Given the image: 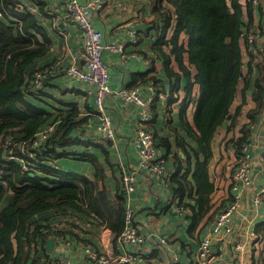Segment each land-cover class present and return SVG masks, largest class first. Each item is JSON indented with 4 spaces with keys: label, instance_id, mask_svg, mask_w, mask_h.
<instances>
[{
    "label": "trees",
    "instance_id": "16d2710c",
    "mask_svg": "<svg viewBox=\"0 0 264 264\" xmlns=\"http://www.w3.org/2000/svg\"><path fill=\"white\" fill-rule=\"evenodd\" d=\"M147 3L152 16L149 29L155 33L149 48L156 50V59L161 61L169 81L164 82L155 74L148 79L153 80L156 92H162L168 104L176 99L180 89L178 80L184 78L180 124L189 139L177 134L175 143L182 147L184 161L190 162L191 156L196 158L189 179L187 172L169 176L170 171L166 169L165 181L179 196L195 186L194 204L202 208L213 189L212 182L206 179V163L211 157L214 131L227 119L239 91L243 95L230 117L231 123L246 102L244 90L248 81H240L242 6L240 0H147ZM0 10V264H46L45 240L55 235L58 223L65 224L62 234L79 237L80 232L87 231L83 224L93 218L98 225L109 228L116 240L124 223V193L121 185L114 195L109 194L105 162L87 149L92 138L88 141L81 138L85 117L77 116L76 105L72 103L63 114L62 109L48 111L25 99L27 93L39 98L42 88L48 84L46 79L51 76L36 86L31 84L30 76L39 68L26 71V66L47 50L34 36L35 31H41V26L35 14L17 0L0 1ZM11 16L20 18V23H15ZM184 32L186 39L181 36ZM260 52L261 60L249 92L255 106L246 112L250 122L241 125V135L235 139L237 152L239 143L242 146L248 143L250 125L264 109L263 46ZM150 60L149 71H153L155 58ZM254 67L256 72V64ZM189 103L195 106L191 122L186 110ZM51 123L53 129L35 144L37 131ZM153 140L164 160L180 161L176 153L170 152L167 136L153 134ZM78 145L85 149L78 150ZM102 151L108 153L105 148ZM199 152L203 160L198 159ZM62 158L89 162L94 168L92 175L59 167L56 162ZM178 204L183 203L180 200ZM184 206L194 208L189 203ZM202 214L187 216L196 225ZM78 216L86 220L75 223L72 217ZM70 225H78L80 231L73 232ZM257 259L253 255L252 262Z\"/></svg>",
    "mask_w": 264,
    "mask_h": 264
},
{
    "label": "crops",
    "instance_id": "0c3cea01",
    "mask_svg": "<svg viewBox=\"0 0 264 264\" xmlns=\"http://www.w3.org/2000/svg\"><path fill=\"white\" fill-rule=\"evenodd\" d=\"M20 1L28 5L36 4L35 10L21 6L35 14L41 26V31H35V39L47 48L43 54L35 58V61L32 62L35 63L32 68H41L53 62H57L64 67L74 56L80 67L85 68V62L81 56L83 50L81 30L72 23H63L66 0ZM116 2L120 4L115 5ZM12 18L13 16H11ZM151 20L152 16L147 0H114V2L111 0L92 17L93 26L102 31L104 40L121 44L120 50L104 49L102 51V58L108 66L109 84L112 90L134 86L146 97L152 92L157 93L153 80L148 79L152 74L168 83L169 79L165 76L161 61L156 59V50L151 51L149 48V43L155 39L154 31L151 28L149 29ZM15 23L19 24L20 18ZM133 33H137V36H139L136 42L131 40ZM181 36L186 39L185 32ZM260 43V47H264V36L260 39ZM259 53L261 54L260 49ZM144 55L149 56V58ZM151 57L155 58L153 71H149ZM241 60L244 64L249 62L245 56L242 57V51ZM260 60L261 57L255 63L256 72L249 69L250 73L245 77L242 74L246 72V69L243 67L244 64H241L240 81L245 79L248 81V85L244 90L246 102L241 113L231 123L230 117L243 95V92L239 91L231 106L229 117L227 115V119L218 125L214 131L211 141V157L206 163V179L212 182L213 189L208 196V201L202 208L194 204L195 186L189 192L185 189L184 193L179 196L175 194L173 186L166 183L167 173L162 176H149L144 170L136 168L134 124L139 115L137 105L125 104L119 95L107 94L104 105L114 130V138L109 144L103 145L93 142V139L99 133L96 130L97 116L94 110V87L92 84L75 80L64 71H58L61 70L59 68L53 70L50 73L51 76H49L50 74L49 77L46 76L48 77L46 80L49 81L42 88L43 93L40 94L39 98L27 93L25 99L48 111L62 109L63 114L68 112L67 110L72 106V103L76 105L78 109L77 116L85 117V121L81 125V128L83 127L81 138L87 141L92 138V143L87 146V149L99 160L105 162V183L110 195H114V191H117L121 186L119 175L121 165L135 170L136 181L134 189L130 193V204L134 208L133 225L144 235L142 242L143 259L140 264H191L195 257L199 238L207 230H210L217 212L232 202L236 195L239 198L240 206L238 212L234 215L235 235L238 231L243 233L245 230L253 228L259 233L263 231L264 202L257 212L252 206L251 197L258 190L260 184L264 182V109L257 113L255 121L250 125L248 143L243 146L242 142L239 143L238 152L234 147L235 139L241 135V125L250 122L246 112L255 106L249 92L253 87V79L257 74ZM178 81L180 89L173 102H169L168 105L164 102L165 98H155L153 100V116L147 125L153 134L167 136L170 142V152H174L179 156L180 161H177L176 158L165 160L166 169L170 171L169 176L170 174L180 176L187 172V179H189L191 172L194 171L196 158L191 156L190 162L184 161L183 149L175 143L177 134L189 139L184 126L180 124V121H183L180 115V109L183 105L181 106L180 103L185 95L182 90L185 80L182 77ZM149 83L153 84V90L148 88ZM248 104L247 109H249L244 111ZM194 109L195 106L192 103L186 106L187 118L190 122L192 121ZM52 123L55 125L54 122ZM190 142L196 148L194 142ZM244 146L245 153L248 152L251 160L250 182L247 185H243L234 177V170L241 158L238 153L243 150ZM77 148L78 150L85 149L81 145H78ZM102 148H105L108 153L104 154ZM203 158V154L199 152L198 159L203 160ZM56 163L67 171L75 170L87 176H91L94 169L89 162L78 159L62 158ZM178 179L183 182L180 178ZM180 200L183 204H178ZM185 203L194 205V208L188 209L184 206ZM198 212L203 214L200 222L194 225L193 220L187 214ZM78 217H72L75 223L86 220L81 216ZM83 225L87 231L80 232L79 237L69 233L63 234L60 241L56 240L54 242L53 249L48 254L62 252L76 262L89 264L82 253L84 246L88 245L100 252L111 255H117L128 250L129 246L122 245L117 238L114 240L112 231L107 227H102L101 224L98 225L93 218H90V223L85 222ZM198 231L199 233H197ZM160 237L165 238V242H162ZM224 238L223 240H216L217 243H222L223 247L221 254L218 250L212 252L210 264H231L233 260V240L230 242L227 236H224ZM253 251L254 249L251 253ZM255 264L263 263L256 260Z\"/></svg>",
    "mask_w": 264,
    "mask_h": 264
},
{
    "label": "built area",
    "instance_id": "2783aa9c",
    "mask_svg": "<svg viewBox=\"0 0 264 264\" xmlns=\"http://www.w3.org/2000/svg\"><path fill=\"white\" fill-rule=\"evenodd\" d=\"M111 0H66L65 1V15L63 23L69 22L74 24L81 30L82 34V53L81 56L85 62V68H81L74 56L70 62L64 67L57 62L47 64L39 69H36L31 74V84L39 85L43 79L48 76L53 70L61 69L71 78L87 82L94 87V103L95 115L97 116L96 130L98 136L93 139V142L100 144H109L114 138V130L110 124V117L105 111V97L112 93L119 95L125 104H135L139 107L138 117L134 124L135 134V148H136V168L144 170L149 176H162L166 171L165 160L158 154L157 148L153 140V133L148 127V122L152 119V103L155 98L164 99L162 92L150 93L144 97L137 87L121 88L112 90L109 84V70L106 62L102 58V51L104 49L115 50L121 49V44H115L103 39L101 30L96 29L92 23V17L102 10L104 6ZM116 1V0H115ZM114 2V0H113ZM20 5L27 9L35 10L36 4H23L18 0ZM116 2L115 5H119ZM243 10V26L240 31V46L242 57H246L248 63H242L246 72L244 76L248 75L249 69L254 70V64L260 57L259 49L261 46L260 39L264 36V0H240ZM261 8V9H260ZM262 10V11H261ZM0 16L2 12L0 10ZM15 22L18 17L12 18ZM137 33H133L131 40L136 42L138 40ZM150 65L151 62L149 61ZM148 88L153 90V84L149 83ZM54 125L46 124L43 128L37 131V138L34 143L38 144L41 139H44L47 134L53 129ZM246 145V144H245ZM6 146V145H5ZM21 148V144L19 145ZM12 158V154L8 155ZM241 158L237 167L234 170V177L243 185L250 182L249 173L251 170V160L248 152L245 153V146L241 151ZM26 168V167H25ZM120 180L123 190V197L125 201L124 206V227L117 236L118 242L122 245L129 246L127 251L117 255H111L100 252L99 250L84 246L82 253L85 260L89 264H140L143 259L142 242L144 235H142L133 225L132 217L134 208L130 204V193L134 189L136 181V174L134 169H130L121 165ZM264 202V182L260 184L258 190L252 195V206L257 210ZM240 206L239 198L236 195L232 202L217 212L214 223L210 230H207L203 236L199 238L198 246L195 251V257L191 264H210L212 252L218 250L221 254L222 243H217L216 240L225 239L227 236L230 242L233 240V260L231 264H254L252 261L254 252L260 251L258 243L261 241V234L253 229L245 230L243 233L239 231L235 235L233 221L234 215L238 212ZM254 218V217H253ZM78 226V225H77ZM75 225H70L73 232L80 230ZM65 228L64 223H58L54 240L60 241L63 237L61 233ZM61 231V232H60ZM159 237V236H158ZM162 242L165 238L160 237ZM258 248H257V247ZM252 249H254L253 253ZM264 260L263 257H258L257 260ZM264 262V261H263ZM47 264H83L76 262L68 255L59 252L56 254H48L46 259Z\"/></svg>",
    "mask_w": 264,
    "mask_h": 264
},
{
    "label": "water",
    "instance_id": "95a60500",
    "mask_svg": "<svg viewBox=\"0 0 264 264\" xmlns=\"http://www.w3.org/2000/svg\"><path fill=\"white\" fill-rule=\"evenodd\" d=\"M35 63H31L29 64L27 67H26V70H30L33 66H34ZM228 117H229V114H228ZM160 153V152H158ZM54 238L53 237H48L46 240H45V248L47 250V252H51V250L53 249V246H54ZM119 244V243H118ZM120 245V244H119ZM121 246V245H120Z\"/></svg>",
    "mask_w": 264,
    "mask_h": 264
},
{
    "label": "rangeland",
    "instance_id": "374dc122",
    "mask_svg": "<svg viewBox=\"0 0 264 264\" xmlns=\"http://www.w3.org/2000/svg\"><path fill=\"white\" fill-rule=\"evenodd\" d=\"M249 106V104L245 107L244 111H247V107ZM258 246H259V249L260 251H256V256L257 257H263L264 256V240H261L259 243H258ZM264 264V262H263Z\"/></svg>",
    "mask_w": 264,
    "mask_h": 264
}]
</instances>
